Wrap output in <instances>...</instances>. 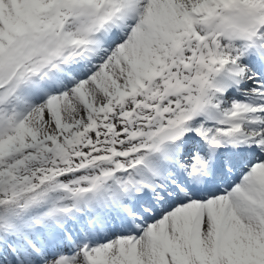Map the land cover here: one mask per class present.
I'll list each match as a JSON object with an SVG mask.
<instances>
[{"label":"snow or ice","instance_id":"snow-or-ice-1","mask_svg":"<svg viewBox=\"0 0 264 264\" xmlns=\"http://www.w3.org/2000/svg\"><path fill=\"white\" fill-rule=\"evenodd\" d=\"M0 264H264V0H0Z\"/></svg>","mask_w":264,"mask_h":264}]
</instances>
